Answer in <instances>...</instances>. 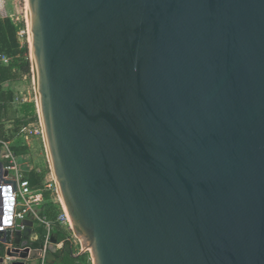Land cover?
I'll use <instances>...</instances> for the list:
<instances>
[{
    "label": "water",
    "instance_id": "1",
    "mask_svg": "<svg viewBox=\"0 0 264 264\" xmlns=\"http://www.w3.org/2000/svg\"><path fill=\"white\" fill-rule=\"evenodd\" d=\"M26 3L73 256L264 264V0ZM33 226L17 219L15 241ZM59 241L53 232L48 263Z\"/></svg>",
    "mask_w": 264,
    "mask_h": 264
},
{
    "label": "built area",
    "instance_id": "2",
    "mask_svg": "<svg viewBox=\"0 0 264 264\" xmlns=\"http://www.w3.org/2000/svg\"><path fill=\"white\" fill-rule=\"evenodd\" d=\"M15 7L13 5V11L8 14V17L18 25L17 37L20 45L29 48L30 38L26 8L24 7V10H19L17 8L15 9ZM12 61L13 57L10 54L7 52H0V95L11 87V82L9 84L8 80L3 79L1 68L10 66ZM11 89L14 91L13 87H11ZM30 101L35 103V115L32 116L29 123L22 125L19 135L21 139L20 144L27 145L28 147L31 145L33 139L37 137L43 140L44 143L36 95L34 92V96L29 98L26 95L22 96L14 91L12 100L14 106H21ZM4 104L5 101L0 100V105ZM14 144V140L0 137V232H6L9 229L12 231L10 240L0 239V249L3 251L0 255V264H13L15 261H24L25 264H48L47 255L50 250V245L52 244V234L55 232V224L47 216H43L39 212L40 207L46 201V192H51L54 201L58 202L61 206L56 220L58 224L68 232L67 240L73 244L76 242L80 243V241L73 231L69 216L62 207L53 178H51V180L46 179L42 187L34 188L30 180L25 176L24 169L27 161L22 162L19 160L18 154L13 148ZM37 170L40 171L41 169L37 168ZM6 171L8 172L7 175L5 174ZM54 193L56 198L53 196ZM17 219H29L34 223L38 220L45 226L46 234L42 247H33L32 241L34 239H31L30 242L25 245L15 241ZM26 228V225H22V230ZM64 243L65 241H59V243H57V250L61 249ZM26 250L28 251V256L22 257L21 253ZM35 250H40L39 257L33 259L31 255ZM87 254V260L92 264L90 253Z\"/></svg>",
    "mask_w": 264,
    "mask_h": 264
},
{
    "label": "trees",
    "instance_id": "3",
    "mask_svg": "<svg viewBox=\"0 0 264 264\" xmlns=\"http://www.w3.org/2000/svg\"><path fill=\"white\" fill-rule=\"evenodd\" d=\"M17 9H23L24 0H13ZM18 25L8 17L0 19V52H7L13 57L10 66L2 67L3 79L11 81L16 80L22 75L30 74L31 61L29 57V48L22 47L17 37ZM14 91L11 89L6 90L0 95V100H4L5 104L0 105V137L14 140L13 148L18 154L19 160L22 162L29 161V147L21 145V139L18 136L20 128L23 124L29 123L32 116L35 115V103H24L21 106H14L12 103ZM12 113V114H11ZM12 121L13 129H8L7 123ZM24 167V166H23ZM38 167L25 166V176L30 180L34 188H40L44 185L48 171L37 170ZM40 213L47 216L55 224V232L59 234L60 241H65L63 247L55 252L56 260L48 264H90L87 260L88 254L80 255L78 258L74 257L75 245L67 240L68 232L65 231L57 222V216L61 210L58 202H55L51 196V192H46V201L40 208ZM37 232V231H36ZM38 237L32 241L35 248H40L44 244L46 229L43 224L37 232ZM0 249V255L2 254Z\"/></svg>",
    "mask_w": 264,
    "mask_h": 264
},
{
    "label": "rangeland",
    "instance_id": "4",
    "mask_svg": "<svg viewBox=\"0 0 264 264\" xmlns=\"http://www.w3.org/2000/svg\"><path fill=\"white\" fill-rule=\"evenodd\" d=\"M15 7V5H14ZM25 7V0L23 3V10ZM18 7H15V9ZM26 8V7H25ZM13 10L11 9L9 13H11ZM29 57H30V49H29ZM11 87H13L14 91H16L18 94L22 96H28L29 98H32L34 96V79H33V72L31 71L30 74L22 75L16 80L11 81ZM12 114V113H11ZM12 121H9L7 123L8 129H13ZM21 130L18 133V136L20 135ZM30 151H29V161H27L26 165H29L31 167H38L41 168L44 171H48L49 168V162L46 154V150L44 147L43 140H41L39 137L34 138L31 142ZM50 169V168H49ZM52 178L51 171H48L46 175V179ZM56 198V195L54 193L53 195ZM41 208V207H40ZM41 211V210H40ZM39 211V212H40ZM40 221L36 220L34 224L35 231H39L40 229Z\"/></svg>",
    "mask_w": 264,
    "mask_h": 264
},
{
    "label": "crops",
    "instance_id": "5",
    "mask_svg": "<svg viewBox=\"0 0 264 264\" xmlns=\"http://www.w3.org/2000/svg\"><path fill=\"white\" fill-rule=\"evenodd\" d=\"M13 5H15L13 0H0V19L2 17L9 16L8 14H9L10 10L13 8ZM28 103H32V102L30 101ZM29 151H30V147H29ZM37 237H38V233L35 231L34 226H33L31 228V232H30L28 238H25L24 236L20 237L21 243H23L24 241H27L29 243L31 239H36ZM74 245L76 247L75 254H77V255L81 254L82 253L81 244L79 242H76Z\"/></svg>",
    "mask_w": 264,
    "mask_h": 264
},
{
    "label": "bare ground",
    "instance_id": "6",
    "mask_svg": "<svg viewBox=\"0 0 264 264\" xmlns=\"http://www.w3.org/2000/svg\"><path fill=\"white\" fill-rule=\"evenodd\" d=\"M26 2H27V3H26V5H27V4H28V0H26ZM28 19H29V16H28Z\"/></svg>",
    "mask_w": 264,
    "mask_h": 264
}]
</instances>
